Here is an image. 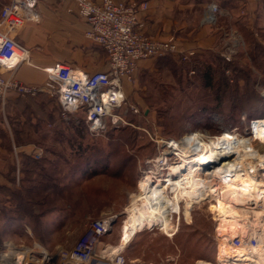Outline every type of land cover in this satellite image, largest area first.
Masks as SVG:
<instances>
[{
  "label": "rangeland",
  "instance_id": "374dc122",
  "mask_svg": "<svg viewBox=\"0 0 264 264\" xmlns=\"http://www.w3.org/2000/svg\"><path fill=\"white\" fill-rule=\"evenodd\" d=\"M139 1H148L146 11H151L146 24L139 19L142 30L153 35L146 36L173 37L179 48L138 63L134 81L125 84V102L104 130L91 131L82 111H63L47 93L38 94L51 99L41 103L16 93L20 101H0V159L9 158L11 171L22 157L20 143L34 144L39 137L33 122L39 121L40 112H54L59 129L57 142L47 140V148L35 156L40 167L21 172L20 188H8L0 179V264L13 247L70 251L91 222L109 211L119 219L103 243L117 246L127 209L141 194L140 181L156 171L153 161L169 150L168 141L184 147L187 137L209 143L229 136L251 144L254 137L236 133H250V121L264 116V0ZM208 64L218 72L213 90L202 77ZM240 154H234L233 163H241ZM170 159L171 165L178 161L173 154ZM43 164L49 167L44 174ZM49 180L51 187L45 188ZM18 209L24 210L19 223L14 221ZM216 209L212 199L189 210L181 203V214L174 210L169 217L176 226L172 237L146 226L123 256L130 264H217L221 233ZM49 212L52 225L47 220L52 215L46 219Z\"/></svg>",
  "mask_w": 264,
  "mask_h": 264
},
{
  "label": "built area",
  "instance_id": "2783aa9c",
  "mask_svg": "<svg viewBox=\"0 0 264 264\" xmlns=\"http://www.w3.org/2000/svg\"><path fill=\"white\" fill-rule=\"evenodd\" d=\"M75 1L79 13L88 24L86 36L106 51L109 69L86 73L58 63L43 69L46 77L41 84L18 81L16 71L21 65L30 64L31 55L12 33L27 21L38 19L35 13L37 0H11L0 15V101L5 102L11 92L23 97L47 93L56 97L67 111L83 110L90 130L98 133L105 129L107 119L125 102L124 87L126 83L134 81L138 63L178 51L179 46L173 37L159 40L137 31L139 16L148 9L147 2L103 0L97 4L93 0ZM213 9L217 11L216 6ZM256 121L259 120L250 121V133L245 136L238 132L236 134L245 139L254 137ZM255 153L262 159L253 174L264 179V149L256 150ZM175 157L180 161L179 156ZM217 162H220L218 158L201 168L208 172ZM118 219L119 215L109 214L93 220L70 251L63 248L53 252L44 247L42 250L37 247H13L8 253L7 264H130L123 256V249L113 253V246L103 243V238L112 231ZM257 243V238L252 235L233 240L236 247L247 249Z\"/></svg>",
  "mask_w": 264,
  "mask_h": 264
},
{
  "label": "bare ground",
  "instance_id": "6f19581e",
  "mask_svg": "<svg viewBox=\"0 0 264 264\" xmlns=\"http://www.w3.org/2000/svg\"><path fill=\"white\" fill-rule=\"evenodd\" d=\"M254 133L251 144L229 136L214 138L209 143L187 137L184 147L165 143L169 150L165 149L153 161L156 171L140 181L141 194L127 209L129 218L122 226L119 244L111 248L113 253L121 249L124 252L133 236L146 226L156 227L172 237L176 233V226L169 222L172 211L181 214L183 202L189 210L195 203L212 199L217 202L221 233L217 264H264V179L253 174L262 159L255 151L264 149V118L257 121ZM238 152L241 163H233ZM171 154L179 156L180 161L171 165ZM217 158L220 162L212 170L201 168ZM164 172L167 175L162 177ZM165 186L170 192H166ZM250 235L258 240L250 249L233 244L236 237L245 239ZM42 249L38 246V250ZM8 257L9 254L4 255V264L8 263ZM197 264L213 263L203 260Z\"/></svg>",
  "mask_w": 264,
  "mask_h": 264
},
{
  "label": "crops",
  "instance_id": "0c3cea01",
  "mask_svg": "<svg viewBox=\"0 0 264 264\" xmlns=\"http://www.w3.org/2000/svg\"><path fill=\"white\" fill-rule=\"evenodd\" d=\"M10 1L0 0V15L2 8L9 4ZM93 1L100 4L103 0ZM115 1L136 3V0ZM143 2L149 3L148 1H137V3ZM35 13L38 15L37 20L27 21L23 27L12 33L16 41L31 51V63L21 65L16 71L15 77L18 81L25 84H41L46 77L43 69L52 67L58 63L69 65L86 73L107 71L109 69L106 51L86 36L88 24L79 13L75 0H37ZM207 15L212 16L213 13L209 11ZM150 16L151 11H144L140 14L139 19L142 18V21L146 24L145 21L152 18ZM209 17L207 21H209ZM142 28L143 24L137 28V31L144 35L153 36L142 30ZM124 88H126L125 92L128 91L129 85H125ZM17 98L18 95L11 92L4 105L9 101L11 103L20 101ZM33 99L40 103L44 99L51 100L47 95H36ZM28 100H31V98H28ZM80 111L86 116L83 110ZM55 116L54 112H48L46 115L44 112H40L39 121L33 122L34 131L36 134H39V137L34 144L30 141L20 143L19 149L21 150L22 157H17L18 164L16 168L14 167L11 171L7 167L8 157L0 159V179L5 183V186L10 188L14 184V186L16 185L20 188L21 175L26 172L30 173L27 161L30 159L38 161L35 156L42 154V148H47L45 146L47 140L54 144L57 142L56 133L59 129L55 123ZM11 165L15 166V163L12 161ZM21 168H23L22 171ZM48 168V165L43 164L41 166V173H46ZM48 187H51L50 180ZM10 195V193H7L5 198L10 199ZM49 213L46 219L52 215L47 219L50 221V225H52L51 223L54 220L53 212ZM108 213L111 214L113 211H109ZM109 236H105L103 241H107Z\"/></svg>",
  "mask_w": 264,
  "mask_h": 264
},
{
  "label": "trees",
  "instance_id": "16d2710c",
  "mask_svg": "<svg viewBox=\"0 0 264 264\" xmlns=\"http://www.w3.org/2000/svg\"><path fill=\"white\" fill-rule=\"evenodd\" d=\"M225 63L228 64L227 62H225ZM216 74H218L217 70L214 69V67L212 65L208 64L205 73H202L203 82H204L206 88H208L210 90L214 89V87L216 85V83H215ZM260 118H264V116L260 117ZM27 163H28V166L32 167V169L40 167V164H41V163H39V161H35V160H32V159L27 161ZM48 186L49 185L45 186V188H47ZM18 210H19L18 217H17V219H14V221L19 223L21 221V219H22L21 217L23 216V211L24 210L23 209H18Z\"/></svg>",
  "mask_w": 264,
  "mask_h": 264
},
{
  "label": "water",
  "instance_id": "95a60500",
  "mask_svg": "<svg viewBox=\"0 0 264 264\" xmlns=\"http://www.w3.org/2000/svg\"><path fill=\"white\" fill-rule=\"evenodd\" d=\"M217 163H219V162H217Z\"/></svg>",
  "mask_w": 264,
  "mask_h": 264
}]
</instances>
